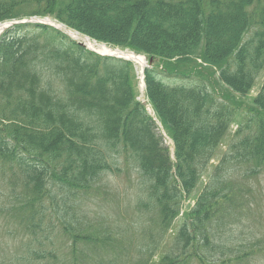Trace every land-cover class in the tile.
I'll return each mask as SVG.
<instances>
[{
  "label": "trees",
  "instance_id": "trees-1",
  "mask_svg": "<svg viewBox=\"0 0 264 264\" xmlns=\"http://www.w3.org/2000/svg\"><path fill=\"white\" fill-rule=\"evenodd\" d=\"M32 16L152 60L145 93L174 156L136 100L131 63L101 58L46 26L6 30L0 188L9 194L6 219L27 238L33 263L0 253V264H126L130 256L133 264H250L262 257L264 232L244 221L255 189L243 183L264 174V80L244 102L264 71V0H0V23ZM233 124L237 138L219 154ZM130 161L139 176L134 211L147 216L139 242V226L84 209L88 198H115L106 178L123 168L129 174ZM204 173L207 182L181 213ZM55 238L67 245L61 263L42 249Z\"/></svg>",
  "mask_w": 264,
  "mask_h": 264
},
{
  "label": "rangeland",
  "instance_id": "rangeland-1",
  "mask_svg": "<svg viewBox=\"0 0 264 264\" xmlns=\"http://www.w3.org/2000/svg\"><path fill=\"white\" fill-rule=\"evenodd\" d=\"M56 23L60 24L57 20H55ZM62 25V24H60ZM79 41V40H77ZM264 80V71L261 73L259 79L256 82V86L251 90L249 93L247 100H244V102H248L250 99H252L258 92L259 87L261 86L262 82ZM163 82L166 84H186L184 81H177V80H164ZM236 130V124H233L231 127L227 138L225 140V143L220 147L218 150V153L221 154L227 150V145L229 141L236 139L234 135V131ZM168 143V140L166 141V144ZM163 145L165 143L163 142ZM218 162L217 159H214V164ZM124 162L120 161V167H123ZM129 174H126L125 168H123V172L120 175H108L106 178L107 184L111 187V191L115 194V198L111 201L103 200L102 198L92 199L89 198L86 200L84 209L88 212L92 213H98V214H109L110 217H112V220L116 218L117 222L120 223H127V224H133L135 227L145 224L147 226V216L146 217H140L137 213L134 211V207L136 204V200L138 199L139 195L137 193V188L139 184V176L133 170V164L130 161L128 165ZM242 175L237 176V173H235L236 179L240 182V177ZM208 176L207 174H203L201 178V182L198 185L195 192L192 194L191 198L185 199L182 202L181 206V212L187 210L189 207L193 205V199L195 196L199 194V192L202 189V186L207 182ZM246 183V186L252 184V187L255 189V202L251 200V211L252 214L247 216V219H244L247 225L250 228H254L256 231L261 230L264 232V174L258 175L257 179H244ZM202 185V186H201ZM9 194L4 189L0 188V253L6 260H9L10 258H13L16 256L18 257H25L26 262L33 263L32 257L26 256L24 252L23 245L27 241V238L20 233H13V225L10 224V221H7L6 219V212H7V204H9ZM113 201V202H112ZM255 204V205H254ZM56 224V221L53 220ZM146 221V222H145ZM179 225V220L174 224L173 228L169 230L168 234L171 233V231L174 233ZM136 232V238L138 239V242L140 241V226L139 228H134ZM13 233V234H12ZM167 234V235H168ZM167 240V238H166ZM137 242V243H138ZM136 243V244H137ZM135 244V245H136ZM42 249L50 250L52 249L54 252H57V259L58 263L62 262V259L65 255V250H67V245L64 240V238H55L51 243L47 242ZM162 249L159 250L158 254L161 252ZM156 255L153 258V262L158 259ZM134 257L130 256V262H126V264H133L134 263ZM250 264H264V255L255 261H251Z\"/></svg>",
  "mask_w": 264,
  "mask_h": 264
},
{
  "label": "bare ground",
  "instance_id": "bare-ground-1",
  "mask_svg": "<svg viewBox=\"0 0 264 264\" xmlns=\"http://www.w3.org/2000/svg\"><path fill=\"white\" fill-rule=\"evenodd\" d=\"M3 29V26H0V31ZM72 34H74V33H72ZM75 35V34H74ZM134 57V60H135V62L138 64V65H140V66H142L143 64H144V60H143V58L142 57H139V56H137V57H135V56H131V58H133Z\"/></svg>",
  "mask_w": 264,
  "mask_h": 264
}]
</instances>
